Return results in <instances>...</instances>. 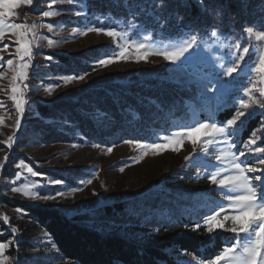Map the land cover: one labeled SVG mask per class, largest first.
I'll list each match as a JSON object with an SVG mask.
<instances>
[{
    "label": "rangeland",
    "instance_id": "1",
    "mask_svg": "<svg viewBox=\"0 0 264 264\" xmlns=\"http://www.w3.org/2000/svg\"><path fill=\"white\" fill-rule=\"evenodd\" d=\"M87 1L74 0L72 4H69L66 0H57L53 10L58 9L60 14L51 18L41 15L43 11L50 10L47 0H34L32 7L24 6L17 10L20 19L15 22L26 19L29 24H51L53 32L50 33L47 27L37 30L39 47L33 48V66L29 69V79L26 81L28 84L26 99L29 103L26 105L21 128L15 133L17 139L13 143L16 145L13 149H8L4 141L8 136L13 135L16 119L15 108L10 99L11 93L0 91V104H2L0 119H3V124H0V162L5 164L4 169L0 170V219L6 227L3 229L0 226V232H3V235H0V240L5 235H11L5 241H11L10 247L5 253L10 257L9 264H75L63 259L49 235L38 226L35 219L22 208L12 206L13 202L28 206L56 208L68 216L80 215L85 218L88 226L100 230L102 233L112 232L114 235H127L136 242H139L140 237L158 240L164 234H160L159 229L151 230L147 225L138 223L135 218L133 221L130 220L122 224L112 221L105 215L102 207L122 202L145 204L146 201L142 200L147 199H153L152 201L155 203L154 200L158 199V210L164 213L168 212L170 203L173 205L182 204L192 210L195 209L194 205L201 204L199 210H195L203 212L210 208L208 203L224 202L222 190L205 178L210 170L209 165L215 163L216 152L213 147L209 148V153L205 156L200 151L199 143L194 152L192 144L185 142L179 152L164 151L162 154H155L149 151L147 156H144L135 142L141 144L146 142H123L117 145L94 144L83 135L76 124L70 122V118H64V114L59 109H53V112L47 117L38 111V106L58 108L60 103H62V107L68 100L83 101L90 97L91 92L103 87L113 88L152 78L190 87L202 101L201 106L213 114L216 106L231 101L235 103L237 99L243 98L241 90L244 82L237 80L232 83L231 89L223 97L210 91L204 95L200 94V85L206 83L207 79L215 74V71H219V69H214L215 57L224 56L227 59L229 55V49L220 48L215 38L210 37V31L218 30L226 37L225 43L240 42L242 47L245 45L246 35L240 33L234 35L220 28L209 27V32L206 34L203 30L196 33L201 34L207 45L211 46V52L202 47L200 51L188 55L179 65L168 63L157 56L149 57L148 62L136 63L135 53L130 49L127 55L131 59L128 62L101 67L97 64L99 58H105L114 52L118 53L120 49L113 39L103 32L98 33L89 31V29L127 33L130 40L136 41L142 40L143 36L149 32L140 24L131 25L130 23L127 25L121 10L115 13L113 10H108L110 13L106 14V12V15L93 12L92 16L86 9ZM241 1L243 8H245V4L250 3L249 0ZM126 9L130 10L131 7L128 5ZM243 13L245 16L247 15L244 11ZM91 21H97V24L92 25ZM262 22L264 19H260L255 24L260 25ZM85 32L87 35H84ZM181 36L175 35L163 40L165 38L159 34L153 38L152 43L157 48H163L170 46V42L178 41ZM48 39L54 40L56 46L49 48L47 46ZM5 43H8L7 39ZM256 43L254 40L249 41L250 52L245 57V61L251 58L252 47ZM12 51L14 49L10 47L9 52ZM3 55L5 59L9 58L7 53ZM54 55L77 60L74 62L77 66L66 68ZM46 57L52 59L49 60ZM84 72L88 74L83 81H74L64 85L60 80L62 76ZM8 75L10 76L11 73ZM52 85L60 86L54 87L49 94L45 88ZM0 87L7 89L9 87L8 79L0 80ZM256 87H264V84L258 83ZM254 95L264 102V97H260L255 90ZM192 106L193 104L189 103V107ZM258 110L264 112V108L255 104L245 111L255 114L258 113ZM94 114L98 119H105L103 111L97 109V105H95ZM245 117L241 118L242 121ZM193 119H197V117L194 116ZM237 124L239 125L240 121ZM180 128L174 124L168 134L165 132L156 133L157 140L155 142H158L161 136L169 135ZM260 128L264 129V122ZM28 129H30L31 136H24ZM51 129L56 131L60 139L56 138ZM35 130L44 133L48 131L50 136H45L41 132L35 134ZM220 147L223 145L214 146V148ZM108 148H112L110 153ZM5 156L9 157L6 162L3 160ZM10 156L13 157L10 158ZM188 157L191 159H187ZM245 157L248 161L257 159L254 155L248 158V154H246ZM245 157H241V159H245ZM28 167H31L39 175L31 176L27 172ZM261 167L264 168V166ZM7 174L10 176L9 178H6ZM249 175H261L264 178V173H249ZM88 179L92 180L91 184L86 183ZM55 180H60L62 183H51ZM254 183L256 182L254 181ZM25 184L37 185V187H30V191L40 196L57 195L59 192H63L64 195L55 200H32L23 193L12 191L13 188L23 187ZM175 196L180 198L177 199ZM190 196L192 198L188 200ZM94 214L95 218H89V216L94 217ZM5 215L9 218L8 222L3 221ZM202 217L203 215H201V219ZM11 227H15L17 232L9 234ZM216 232L221 231L217 230ZM226 234L232 236L231 233ZM22 241L28 242L30 247L25 249L21 247L19 243ZM185 261L195 264L189 256Z\"/></svg>",
    "mask_w": 264,
    "mask_h": 264
},
{
    "label": "trees",
    "instance_id": "2",
    "mask_svg": "<svg viewBox=\"0 0 264 264\" xmlns=\"http://www.w3.org/2000/svg\"><path fill=\"white\" fill-rule=\"evenodd\" d=\"M249 1L245 8L241 0H204L203 5L206 7L198 3V0H163V3L161 0H88L85 6L92 16L93 12L106 15L110 13L108 10L114 13L121 10L127 25L140 24L153 38L161 34L165 38L163 40H166L175 35L200 30L206 34L209 27L220 28L234 35H246L244 27L256 25V22L264 19V0ZM128 5L130 10L126 9ZM90 24L95 25L97 21H91ZM54 56L66 68L77 66L74 63L77 60L62 55ZM95 91L83 101L68 100L62 107L60 103L58 108L39 105L38 111L49 117L53 109H59L64 118H70V122L76 124L87 139L101 145H117L125 141L152 143L157 140L156 133L168 134L174 124L180 128L197 121L208 122L214 119L222 122L232 118L236 111V105L231 101L222 104L219 111L216 106L211 114L201 106L202 101L190 87L152 78ZM189 103L193 106L189 107ZM95 105L103 111L104 120L94 116ZM257 112L244 118V126L238 138L233 141L236 144L234 151L242 149L243 143L253 132L257 137L259 135L255 137L256 146L264 145V136H260L264 135L263 127L260 128L264 122V112ZM194 116L197 119H193ZM29 130L24 136H31ZM34 132L44 133L40 130ZM51 132L60 139L55 130L51 129ZM44 134L50 136L48 131ZM251 156L248 154V158ZM9 177L7 174L6 178ZM152 200H142L146 201L145 204L122 202L102 207L112 221L122 224L135 218L138 223L147 225L151 230L159 229L160 234H164L158 240L140 237V243L127 235L102 233L88 226L85 218L80 215L68 216L56 208L28 206L17 202L11 205L22 208L34 218L38 226L49 235L63 259L75 264H189L185 261L186 257H213L224 246L226 238H230L224 232L208 233L203 228L194 230L195 224L202 222L201 215L207 212L196 211L201 204L194 205L196 210H192L182 204L170 203L168 212L164 213L158 210V199L154 200L155 203ZM208 204L212 207L215 201ZM93 216L89 218L96 217L95 214ZM0 226L6 228L1 219ZM10 236L5 235L0 241L5 242ZM19 245L24 249L30 247L26 241Z\"/></svg>",
    "mask_w": 264,
    "mask_h": 264
},
{
    "label": "snow or ice",
    "instance_id": "3",
    "mask_svg": "<svg viewBox=\"0 0 264 264\" xmlns=\"http://www.w3.org/2000/svg\"><path fill=\"white\" fill-rule=\"evenodd\" d=\"M66 2L72 4L74 0H66ZM56 3L57 0H47L50 10L43 11L41 15L48 18L59 15L58 9L53 10ZM198 3L203 5L204 0H198ZM33 4L34 0H0V45H2L0 46V69H3L0 71V80L8 79L9 81V87L7 89L0 87V91L11 93L10 99L14 104L16 115L13 135L8 136L4 141L8 149L12 148L17 139L15 133L21 128L26 105L29 103L26 99L28 89L26 81L29 79V69L33 66V48L39 47L37 30L47 27L50 33L53 32L51 24H29L26 19L15 22L20 19L17 10L24 6L32 7ZM89 31L103 32L112 38L120 49L118 53L114 52L110 56L99 58L97 64L101 67L128 62L131 59L127 55L130 49L135 53L136 63L148 62L149 57L157 56L174 65L181 64L188 55L200 51L202 47L209 52L212 50L211 46L203 40L201 34L196 32L182 35L178 41L170 42V46L157 48L152 43L153 36L151 34L144 35L142 40L136 41L130 40L127 33L115 30L105 32L103 29H89ZM243 32L246 34V40L242 47L240 42L225 43L226 37L218 30L210 31V37L215 38L220 48L229 49V55L227 59L224 56L215 57L214 69H219V71H215V74L199 87L201 95L210 91L223 97L231 89L232 83L242 80L244 82L241 90L243 98L235 101L236 111L233 117L222 122H217L214 119L208 122L197 121L171 132L169 135L161 136L158 142L143 144L135 142L144 156H147L149 151L155 154H162L164 151L179 152L185 142L192 144L194 152L199 143L200 151L205 156L208 155L210 147H213L216 152L215 163L209 165L210 170L205 178L222 190L224 202H215L214 206L210 207L203 215L202 222L198 221L195 224L194 230L198 231L203 226L208 233L219 230L231 233L232 236L226 238L224 246L213 257L197 259L193 255L191 260L195 264H264V178L261 175H249V173H264V168L261 167L264 166V145L252 147L257 143L255 132H253L251 137L243 143L242 149L233 150L236 148V144L233 142L234 138H238L240 129L244 126V121L241 118L251 115L245 110L254 104L264 108V102L254 95L255 90L260 97H264V87H256L258 83L264 84V22L260 25L244 27ZM84 35H87V32ZM6 39L8 43H5ZM251 40L257 43L252 47L251 58L245 61V57L250 52L249 41ZM47 46L52 48L56 46V42L48 39ZM10 47L14 51L9 52ZM4 53L8 54V59H5ZM46 59L52 58L46 57ZM9 73H11L10 76ZM87 74L84 72L62 76L60 80L62 84L67 85L74 81H83ZM59 86H48L45 91L51 94L52 89ZM219 110H221V106H218L217 111ZM238 121H240L239 125ZM0 124H3V119H0ZM125 142L134 143L133 141ZM215 145H223V147L214 148ZM96 146L99 147V145ZM111 151L112 148H108V152ZM246 154L256 156V161L250 163L246 159H241ZM187 159H191V157ZM3 160L6 162L8 157L5 156ZM4 167V162H0V170ZM27 172L33 177L39 175L31 167L27 168ZM51 183L61 184L62 181L55 180ZM86 183L91 184L92 180L88 179ZM30 187H37V185L25 184L23 187L13 188L12 191L23 193L32 200H55L64 195L63 192H59L57 195L40 196L32 193ZM93 194L96 195V193ZM17 211L20 210L17 209ZM8 220L9 218L5 215L3 221L8 222ZM16 232L17 229L11 227L9 234ZM0 235H3V232H0ZM10 243L11 241L0 242V264H9L10 257L5 253L9 249Z\"/></svg>",
    "mask_w": 264,
    "mask_h": 264
}]
</instances>
